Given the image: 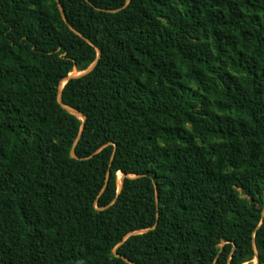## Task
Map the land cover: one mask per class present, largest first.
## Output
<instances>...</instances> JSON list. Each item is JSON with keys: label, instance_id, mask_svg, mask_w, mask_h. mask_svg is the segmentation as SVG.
<instances>
[{"label": "trees", "instance_id": "1", "mask_svg": "<svg viewBox=\"0 0 264 264\" xmlns=\"http://www.w3.org/2000/svg\"><path fill=\"white\" fill-rule=\"evenodd\" d=\"M122 257L264 264V0H0V264Z\"/></svg>", "mask_w": 264, "mask_h": 264}, {"label": "water", "instance_id": "2", "mask_svg": "<svg viewBox=\"0 0 264 264\" xmlns=\"http://www.w3.org/2000/svg\"><path fill=\"white\" fill-rule=\"evenodd\" d=\"M58 7H59V10H60V12H61V14H62V17L65 19V16H64V14H63L62 8H61V6H60L59 4H58ZM98 53H99V51H98ZM95 62H96V61H95ZM95 62H94L90 67H88L85 71H83V72L80 73V74H84V73L90 71V70L93 68V66L95 65ZM80 74H79V75H80ZM69 77H72V76H71V75H68V76L63 80V82H64L66 79H68ZM58 103H59L61 106H63V104H62V102H61L60 94H59V96H58ZM66 109H67L70 113L79 116L80 119H81L82 121L85 120V116H84L82 113H80L79 111L74 110V109H71V108H66ZM82 127H83V125H81L80 130L82 129ZM80 132H81V131H80ZM72 155H73V152H72ZM122 177H123V175H122ZM122 181H123L122 178L120 179V181H118V183H119V188H121V186H122ZM156 199H157V192H156ZM140 231H144V230H140ZM136 232H139V231H133V232H131V234H132V233H136ZM122 258H123L125 261H127L128 263H130V264H134L131 260H129V259L125 258V257H122ZM255 260H256V264H257V263H258L257 258H256Z\"/></svg>", "mask_w": 264, "mask_h": 264}, {"label": "rangeland", "instance_id": "3", "mask_svg": "<svg viewBox=\"0 0 264 264\" xmlns=\"http://www.w3.org/2000/svg\"><path fill=\"white\" fill-rule=\"evenodd\" d=\"M79 74H80L79 72H77L76 70H74L70 75L71 76H77ZM121 178H122V174L121 173H118V181H120ZM254 264H256V260H254Z\"/></svg>", "mask_w": 264, "mask_h": 264}]
</instances>
